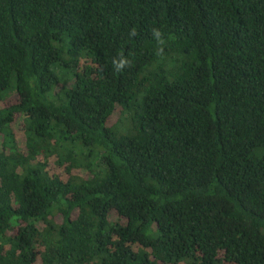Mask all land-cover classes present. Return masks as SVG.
I'll return each mask as SVG.
<instances>
[{"label":"trees","instance_id":"obj_1","mask_svg":"<svg viewBox=\"0 0 264 264\" xmlns=\"http://www.w3.org/2000/svg\"><path fill=\"white\" fill-rule=\"evenodd\" d=\"M0 264H264V0H0Z\"/></svg>","mask_w":264,"mask_h":264},{"label":"clouds","instance_id":"obj_2","mask_svg":"<svg viewBox=\"0 0 264 264\" xmlns=\"http://www.w3.org/2000/svg\"><path fill=\"white\" fill-rule=\"evenodd\" d=\"M136 34L137 33H136L135 28H133L129 33L130 36H135ZM152 34H153L154 39L158 42V44L161 45V47H159L157 49L156 55L162 56L163 51H164L163 50V44L165 43V41L163 39L162 31L159 28H153ZM112 65H113V69L115 72H121L125 68L130 67L131 61L127 57L121 55L118 59H116V58L113 59Z\"/></svg>","mask_w":264,"mask_h":264},{"label":"rangeland","instance_id":"obj_3","mask_svg":"<svg viewBox=\"0 0 264 264\" xmlns=\"http://www.w3.org/2000/svg\"><path fill=\"white\" fill-rule=\"evenodd\" d=\"M15 97H13L12 99L14 100Z\"/></svg>","mask_w":264,"mask_h":264}]
</instances>
